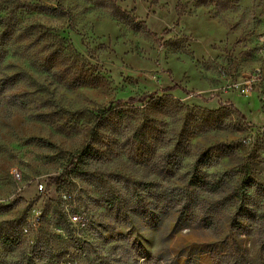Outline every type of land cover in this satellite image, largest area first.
Here are the masks:
<instances>
[{
    "label": "rangeland",
    "instance_id": "374dc122",
    "mask_svg": "<svg viewBox=\"0 0 264 264\" xmlns=\"http://www.w3.org/2000/svg\"><path fill=\"white\" fill-rule=\"evenodd\" d=\"M115 1L156 36L112 0H0V264L41 247L62 264H264V0ZM167 186L193 192L190 213L161 206Z\"/></svg>",
    "mask_w": 264,
    "mask_h": 264
},
{
    "label": "trees",
    "instance_id": "16d2710c",
    "mask_svg": "<svg viewBox=\"0 0 264 264\" xmlns=\"http://www.w3.org/2000/svg\"><path fill=\"white\" fill-rule=\"evenodd\" d=\"M112 2H113V5L115 6L114 8L121 15L129 17V18L131 17L130 19H132V21L134 22V24L137 27L151 33L153 36H156V32L152 31L144 20L138 19L130 11L120 7L116 3L115 0H112ZM37 7L41 10H45V11H49V12L50 11L65 12L64 6L61 4H57V5L39 4V5H37ZM3 19H4V16L2 13H0V58L3 55V43H2L3 37L6 36L7 30L10 27L8 23L3 22L4 21ZM44 29L46 30V32L48 31V33L49 32L52 33V35H51L52 39L57 38V41L59 42L57 45L60 46L61 49L63 48V46H64V48H69V46L71 47L70 44L64 45V43L67 42V41H65L64 37H62V36L58 37V35H56V33L52 32L46 26H44ZM0 84H1V86H3V75L0 76ZM176 87H181L184 90H186L184 87L180 86V84H178V83H173L168 88H176ZM150 94L151 93H149V92H142L140 94L131 95V96L127 97L126 101H127V103L128 102H134V101H143ZM121 100L122 99H120V98L117 99L116 105L120 104ZM111 108H112L111 104H109L107 107L101 108L99 111V116H104ZM232 108L240 117L244 116L236 108H234V107H232ZM70 168H73V169L77 168V164L74 161V158H70L68 160L67 166L61 172L48 177V185H55V184H59L60 182H62L65 179V177L67 176L68 170ZM194 168H196V164L194 165ZM224 174L225 173L219 174L217 177L212 178L210 180L205 179V178H198L197 181L199 180L202 185L210 186V188H217L219 183L222 182ZM195 183L196 182H193V184H195ZM251 184L252 185L254 184L253 180L249 178L248 169L245 168L241 172L240 177L238 179V183L236 185L239 199L244 198L245 193L247 195L246 186L251 185ZM147 185H153V184L152 183H144V185H143L144 190L147 189ZM164 190L166 191V194H164V196L162 197V199L165 200L163 205H161L163 208L169 209L171 207L179 205L183 211L190 213V211H189L190 205L189 204L191 203L194 195H193V192L189 191L190 189H188V187L167 186V187H165ZM133 192L135 194L134 203L135 204H138V202L140 203V199H141L142 195L139 194L140 192H138V191L136 192V190H133ZM134 208H137V205ZM258 216L264 220V208L258 212ZM258 250L264 256V236L261 239H259V241H258ZM43 252H45V255H47V256H45V258L43 260H42V258H38V257L34 256L35 253L38 254V253H43ZM24 255H25V259H24L23 263H21V264H62L59 262V259H58L56 253H53L49 249L45 250L44 247H41L38 252L34 251L31 255H27L26 253Z\"/></svg>",
    "mask_w": 264,
    "mask_h": 264
},
{
    "label": "built area",
    "instance_id": "2783aa9c",
    "mask_svg": "<svg viewBox=\"0 0 264 264\" xmlns=\"http://www.w3.org/2000/svg\"><path fill=\"white\" fill-rule=\"evenodd\" d=\"M11 173H12V175L14 176V178H15L16 180H21V179H22V172H21L19 169H17V168H12V169H11ZM43 186H44V185H43L42 183H39V185H38L39 189H42ZM63 196L66 197L65 195H63ZM70 217H71L72 221H74V222H77V221L80 220L79 217H78V215H76V214H74V213H72V214L70 215Z\"/></svg>",
    "mask_w": 264,
    "mask_h": 264
}]
</instances>
